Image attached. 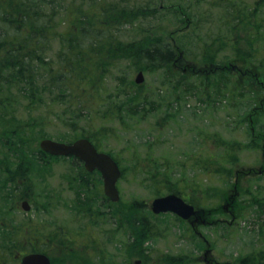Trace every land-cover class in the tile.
I'll list each match as a JSON object with an SVG mask.
<instances>
[{
  "label": "rangeland",
  "instance_id": "rangeland-1",
  "mask_svg": "<svg viewBox=\"0 0 264 264\" xmlns=\"http://www.w3.org/2000/svg\"><path fill=\"white\" fill-rule=\"evenodd\" d=\"M123 1L135 8V15L140 7V12L147 17H140L135 24L115 28L112 35L118 42L127 46L140 45L139 42L146 44L155 37H162L173 49L183 51L182 58L179 56L167 68L145 71V81L141 85L134 83L140 72L136 63L115 60L106 66L100 83L101 104L95 97L97 89L93 87L86 92L88 108L75 111L74 119H68L73 114L70 106L79 104L68 93L60 97V105L54 107L48 101L37 112L47 116L55 110L63 113L66 110L67 118L61 122L50 119L43 137L29 138L26 155L4 161V156H0V264H20L24 254L34 248L42 252L46 249L45 252L53 258L58 257V261H69L68 253L61 254L47 239L64 226L71 230L63 229L62 235L73 244L77 233L81 232L82 219L77 213L79 210H74L77 194L70 188L69 181L77 174L75 169L79 164L69 159L49 161L40 142L52 139L70 143L88 138L93 124L98 132L104 128L110 132L99 149L110 153L124 169L119 182L120 203L136 205L135 216L150 228L151 239L144 245V255L138 256L144 258L143 264L180 263L176 259L182 260L180 264H241L244 259L246 264H264V214H257L249 205L253 196L264 199V87L256 81L252 83V75L242 77L239 72V69L248 68L264 78L263 0ZM156 3L160 9L158 13L152 11ZM55 8L62 19L58 32L66 34L79 32L80 16L85 13L87 18H92L95 6L91 0H57ZM237 20L240 26L235 31L231 24ZM217 35L220 36L215 42ZM222 35H229L225 42L230 39L240 43L236 52L224 44ZM248 37L252 45L246 43ZM79 47L86 48L82 44ZM241 48L253 56L260 55L262 60L258 65L263 64V67L258 70L235 60ZM61 50L60 39L56 38L50 56ZM211 57L217 58L219 63L211 62ZM231 63L238 68L233 70ZM225 65L227 70H222ZM88 66L96 68L97 64ZM130 82L134 83L133 92L129 89ZM124 102L122 110L110 109L112 104ZM133 107L135 117L126 113ZM97 109L113 110L117 116L120 114L118 120L123 115L125 120L96 126L103 124L94 118ZM123 122L129 127L119 131ZM0 142V151H3L6 141L1 139ZM211 155L214 161L209 165L226 167L228 171L205 178L200 172L201 165ZM147 157H151L154 165L146 163ZM139 162L141 165H137ZM9 165L13 172L7 173L5 169ZM149 167L153 169L148 171ZM5 177L15 180L18 187L11 182L7 187L2 186ZM94 178L89 177V181L93 182ZM237 178V206L234 213H229L223 206L234 193ZM101 189L104 192L103 185ZM170 194L181 196L198 210H221L213 218H207L208 222L217 221L216 225L200 222L192 226L183 220L179 222L174 214L153 215V201ZM101 198L91 193L93 201L102 203ZM24 200L31 204L29 212L22 207ZM104 208L106 212L112 211L107 206ZM114 227L113 220L106 223L102 228L104 235H100L101 242L106 237L119 238L105 245V253L111 254L106 259L113 258L114 262L105 259L99 264H134L138 257L128 261L124 247L130 224L129 229ZM95 230L92 228L91 232ZM131 230H134L132 225ZM84 246L89 247L87 256L95 255L88 243ZM164 256L169 258L164 259Z\"/></svg>",
  "mask_w": 264,
  "mask_h": 264
},
{
  "label": "trees",
  "instance_id": "trees-1",
  "mask_svg": "<svg viewBox=\"0 0 264 264\" xmlns=\"http://www.w3.org/2000/svg\"><path fill=\"white\" fill-rule=\"evenodd\" d=\"M56 1L0 0V141L1 139L6 141V146H2L4 150L0 151V156H4L3 161L9 159V157L18 158L22 154L26 155L25 147L30 145L29 138H34L36 135V138L38 136L43 137V134H45L44 128L47 127L51 121L50 119L61 122L65 117L67 118L66 110L64 113L62 110H55L47 116L37 114L38 111L46 106L48 101L56 107L61 104L60 97H66L63 96L66 93L69 94L71 99L78 100L77 104L79 106H70L73 114L68 119L76 118L75 111H82L88 108L85 99L86 92L93 87L97 89L98 93L95 97L101 104L102 100L100 99L103 96L99 94L101 92L100 83L104 78L106 66L113 64V61L123 59L132 61L133 65L136 63L140 71L145 72L149 69L156 70L171 66L176 59L180 58L178 54L183 52L180 48L173 49L171 43L165 42L162 37H155L154 40L146 44H143V41L139 42L140 45L127 46L118 42L112 35L115 28L120 25L135 24L140 17H147V14L140 12V7L137 8L138 12L135 15V8L126 4L123 0H108L107 2L91 0V4L95 6L96 10L93 9L91 12L92 18H87L85 13L80 16L77 24L80 33L77 30L76 32L59 34L58 31L62 19L61 14L55 8ZM157 5L158 3L155 4V9L152 10L155 13L160 10ZM147 10L150 16L151 11L148 8ZM253 15L250 13V17H253ZM239 23V20L232 22L231 28L238 31ZM231 28L228 29L231 30ZM96 36L98 37L97 39H95ZM219 36L217 35L216 39L214 38L215 42H218ZM228 36H224V44L227 47H231L233 52H236L240 43L230 39L225 42ZM56 38L60 39L62 50L57 55L50 56L54 51ZM88 40L91 44H88ZM246 43L253 44L249 37ZM81 44L86 46V48L79 47ZM213 45L214 43L211 44V46ZM259 56H253L251 52H243L241 48L234 59L237 61L241 60L244 64L259 70L263 67V64L258 65L259 61L262 60ZM55 60L57 66L55 65ZM211 62L217 63L218 60L211 57ZM90 63L97 64V67H89L88 64ZM96 71L99 72L97 73ZM224 75L222 74V76ZM251 82L253 83V80ZM133 86L134 83L130 82L129 89L131 92H133ZM125 104V102L112 104L110 109L122 110ZM134 107L127 110L126 113H130L131 116L135 117L133 112L136 110H133ZM114 112L113 110L101 111L97 109L94 118L95 120H101L103 124L96 126H104L106 122L109 123L113 120L118 122L125 120L124 115L118 120L117 117L120 114L117 116ZM94 126L95 124L91 125L88 139L99 149L101 143L108 140L106 137L110 136V132L105 128L98 132ZM128 127L123 122L118 130L122 131ZM6 149H9V151L6 152ZM132 153L135 156L134 152ZM46 157L50 159L49 161L67 160L66 158L53 157L49 154ZM138 160L136 159V161ZM213 161L214 158L211 155L201 165L200 172L205 178H209L213 173L228 171L226 167H224L225 169H220L219 166L209 165ZM13 163L11 161L14 167ZM146 163L154 165L151 157H147ZM78 164L75 169L77 174L73 180L69 178L71 182L70 188L77 194L74 199V210H79L77 211L78 214H88L91 221L99 220L96 225L101 227L112 220L115 223L114 229H129L130 224V231L128 230L127 234L128 241L124 243L127 259L129 261L130 258L144 255V245L151 239L150 228L145 226L142 219L139 220L135 216L134 209L137 208L136 205L113 204L106 199L105 207H109L112 211L106 212V209L100 208L99 205H103V202L98 203L95 201L96 199L93 201L90 197L91 193L95 198L102 197L98 191V184H102V180L94 178L98 183L94 185L89 181V177L92 178L93 176L87 174L79 162ZM137 165H141V163L139 162ZM9 167L10 165L5 169L6 172H13ZM151 169L153 168L149 167L148 171ZM10 182L16 188L18 187L17 182L15 180L11 181L9 177H5L2 180V186L7 187ZM81 195H89L90 197L88 199L86 198L87 196L82 198ZM249 205L255 208L257 214H264V199L259 198V196H253ZM93 213L99 218L92 219L91 215ZM217 213H221V210H207L205 216L211 218ZM131 225L134 230H131ZM115 237L108 238L102 244L111 242ZM33 250L31 252H38V248ZM92 250L95 251V255L93 254V256L89 257L86 253L79 252L77 245L74 244L68 253L70 256L69 261L62 262L63 264H99L103 263L108 257L105 256V253L97 254L99 251L98 246H94ZM108 260L114 262L113 258H108ZM176 260L182 263V260ZM241 262V264L247 263L245 259L241 260ZM108 263L110 262H105V264ZM249 264L251 263L249 262Z\"/></svg>",
  "mask_w": 264,
  "mask_h": 264
},
{
  "label": "water",
  "instance_id": "water-1",
  "mask_svg": "<svg viewBox=\"0 0 264 264\" xmlns=\"http://www.w3.org/2000/svg\"><path fill=\"white\" fill-rule=\"evenodd\" d=\"M145 81L144 72H139L135 82L143 84ZM40 148L52 156H73L84 162L89 172L98 170L104 180L105 194L109 200L117 203L121 200L117 183L122 176V171L116 160L108 153L99 152L88 138H80L72 143L59 142L52 139H43ZM237 188V185L235 186ZM22 207L25 211L30 210L28 201H24ZM152 211L155 214L172 212L184 220L197 221L200 212L177 195H168L156 198L152 204ZM20 264H51L50 258L43 253H31L21 259Z\"/></svg>",
  "mask_w": 264,
  "mask_h": 264
},
{
  "label": "flooded vegetation",
  "instance_id": "flooded-vegetation-1",
  "mask_svg": "<svg viewBox=\"0 0 264 264\" xmlns=\"http://www.w3.org/2000/svg\"><path fill=\"white\" fill-rule=\"evenodd\" d=\"M230 65H232V64H230ZM237 68L238 67L233 64L232 69L235 70ZM224 69L227 70V66L226 65H225V67H223L222 70H224ZM239 72L241 73V75L243 74L242 77L249 78L248 76L252 75L254 77V81H256V84L261 86L262 88L264 87V78H262L259 74H257V73L253 74L254 72H251L248 68H246L245 70L244 69H239ZM262 101H264V100H262ZM66 159H69V160H72V161H75V162H79L83 166V168H84V170H85V172L87 174L98 178L100 181L102 180V184H98L95 180H93L92 183L94 185L98 184V186H99V190L98 191L100 192L101 196L103 197V198H101V201H103V203H105L107 198L105 197V194H104V192L101 189V187L103 185V190H104V180H103L102 174L100 172H98V171H94V172L86 171L84 163H82L80 161V159H78V158L69 157V158H66ZM260 173H262V172H260ZM237 184H238V178H237ZM237 191H238V187L236 188L234 186V190H233L234 193L229 195L228 198L225 200V205L223 206V209L226 212H229V213H234L235 212L236 206H237L236 200H237V197L239 195V193ZM99 207L102 208L103 210H105V208H104L105 204L104 205H99ZM199 211L202 213V212H206L207 210H199ZM102 213H101V215H102ZM80 217L82 219L81 232L77 233L78 236H76L75 241H74L73 244L70 243V239L68 240L67 238H65L64 235H62L63 229H70L71 230V228L64 227V226H60V228H58L57 231L53 232L52 238L51 239H47V240H50L52 242V245L57 250L59 248V252L61 254L69 253V250L71 249V246H73L74 244L77 245V249L79 250V252L86 253L87 250H88L87 248H89V247L84 246L85 243H88L90 245V248H91V246H93L92 249L94 248V246H98V248H99V251L97 253L98 255H100L102 253H105V252H103V251L107 250V247L105 245H107V244L111 245L112 243L111 242H107L106 244H102L103 242L107 241V239L110 238V237H106L105 240H103L101 242L102 236H100V235L101 234L104 235V233H102V228H103L104 225L102 227L96 225L97 222H99V220L91 221L90 216L88 214L85 215V213H83V214L79 213V218ZM91 218L95 219V218H99V217H97L96 214L93 213L91 215ZM177 218H178L179 222L182 223V218H180V217H177ZM200 222L203 223V224L204 223H208L207 222V217L205 216V214H203V215L200 214L199 215V219L197 221H193L194 224H192V222H190V224L195 226L196 224H198ZM92 228H94L96 230L94 232H91ZM196 234H199V233L196 231ZM118 239L119 238H114V239H112V241L113 240H117L118 241ZM99 241H100V243H99ZM117 241H116V244L119 243ZM102 246H105V247L103 248ZM45 251H46V249L43 252L38 249V252H40V253H46ZM116 251H118V250H116ZM116 254H117V252H116ZM47 255H49V257L51 258L52 264H63V262L61 260L58 261V257H54L53 258L50 254H47ZM105 256H111V254H109V253L106 254L105 253ZM166 258H169V256H164V259H166ZM143 261H144V258H139V259L136 258L134 264H143ZM65 264H68V263H65Z\"/></svg>",
  "mask_w": 264,
  "mask_h": 264
},
{
  "label": "bare ground",
  "instance_id": "bare-ground-1",
  "mask_svg": "<svg viewBox=\"0 0 264 264\" xmlns=\"http://www.w3.org/2000/svg\"><path fill=\"white\" fill-rule=\"evenodd\" d=\"M195 239V238H194Z\"/></svg>",
  "mask_w": 264,
  "mask_h": 264
}]
</instances>
